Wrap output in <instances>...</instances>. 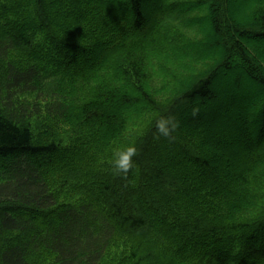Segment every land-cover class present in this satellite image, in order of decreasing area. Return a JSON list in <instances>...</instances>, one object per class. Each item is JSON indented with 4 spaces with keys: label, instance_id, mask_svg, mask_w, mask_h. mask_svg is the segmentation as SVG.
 Here are the masks:
<instances>
[{
    "label": "trees",
    "instance_id": "1",
    "mask_svg": "<svg viewBox=\"0 0 264 264\" xmlns=\"http://www.w3.org/2000/svg\"><path fill=\"white\" fill-rule=\"evenodd\" d=\"M243 1L0 0V264H264V0ZM200 107H241L245 147Z\"/></svg>",
    "mask_w": 264,
    "mask_h": 264
},
{
    "label": "rangeland",
    "instance_id": "2",
    "mask_svg": "<svg viewBox=\"0 0 264 264\" xmlns=\"http://www.w3.org/2000/svg\"><path fill=\"white\" fill-rule=\"evenodd\" d=\"M146 1V6H145V11L147 15H152L153 11L155 9L158 8L159 2L158 0H144ZM243 1V0H242ZM244 5L240 6L238 5L237 9L234 11V9L232 8L231 10V14L232 16L235 14L236 16V11L237 13V20L241 17L242 13H248L247 7L250 6V3H248V1L245 0V2L243 1ZM155 8V9H154ZM58 12H62L63 8H57ZM242 19V18H240ZM239 19V20H240ZM256 47L258 49V51L262 52L264 51V39H261L259 41H257L256 43ZM208 55V54H207ZM88 61H92V62H97L98 58L97 57H91L90 59H88ZM82 62H84L83 59L78 58L76 63L77 65H80ZM240 76V72L237 71H230L229 73V78L230 77H236L238 78ZM229 78L223 77L222 81L225 83L227 81L228 83V88H230L229 91L233 92L236 96V98L239 99L240 104L241 102H246V103H251L254 99L255 93L257 92V87L254 88V90H252V88L249 86V81L247 79H242L240 80V82H237V86H236V82L235 81H231ZM258 93H256L257 95ZM240 97V98H239ZM243 103L241 104L242 107ZM240 107V108H241ZM240 108L236 109L234 112H221V113H216L213 112L212 110H208L205 109L203 107H200L199 109V113H201V120H202V128H204L207 131H216L219 129H223L225 131V135L226 137L229 139L230 144H228L231 147H234L237 149H241L244 148L245 145L242 143L241 138L238 134V123L235 119V117H237L238 115V111L240 110ZM222 111V110H221ZM198 127V128H201ZM244 146V147H242ZM166 149L168 150L169 153H174L176 155H178V151L175 150V148H173L172 146L168 145L166 146ZM183 162H187V160H183ZM151 172V171H150ZM149 171H146L144 173V177L145 178H151L152 177V173H150ZM165 219H168L167 217L164 216ZM37 219V218H35ZM159 221V220H157Z\"/></svg>",
    "mask_w": 264,
    "mask_h": 264
},
{
    "label": "clouds",
    "instance_id": "3",
    "mask_svg": "<svg viewBox=\"0 0 264 264\" xmlns=\"http://www.w3.org/2000/svg\"><path fill=\"white\" fill-rule=\"evenodd\" d=\"M37 39L42 40L43 36ZM195 115V110L193 112ZM179 127V122L174 116L160 117L155 122L156 138L161 137L172 140L174 139L173 133ZM138 155V148L135 142H128L120 147H117L112 152L111 157V170L113 174L122 176L123 179L127 180L129 173L136 171L135 157Z\"/></svg>",
    "mask_w": 264,
    "mask_h": 264
}]
</instances>
